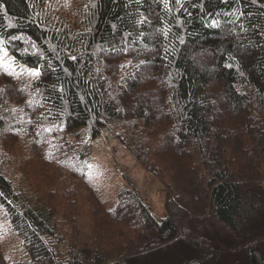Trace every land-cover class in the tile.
Segmentation results:
<instances>
[{"label":"trees","instance_id":"obj_1","mask_svg":"<svg viewBox=\"0 0 264 264\" xmlns=\"http://www.w3.org/2000/svg\"><path fill=\"white\" fill-rule=\"evenodd\" d=\"M2 48L39 73H0V200L27 264H264V0H0ZM104 131L163 216L90 187Z\"/></svg>","mask_w":264,"mask_h":264},{"label":"rangeland","instance_id":"obj_2","mask_svg":"<svg viewBox=\"0 0 264 264\" xmlns=\"http://www.w3.org/2000/svg\"><path fill=\"white\" fill-rule=\"evenodd\" d=\"M32 72H38V69L16 62L6 49H0V73H8L17 80L30 82L38 77L32 75ZM85 178L90 187L109 205L117 202L119 193L128 187H135L151 205L156 216L161 217L165 214L160 182L106 131L93 140L91 162ZM28 183L30 184L29 181ZM24 185L28 186L27 183ZM262 185L264 186V179ZM0 251L11 263L27 264L29 261L22 238L13 227L1 200Z\"/></svg>","mask_w":264,"mask_h":264},{"label":"snow or ice","instance_id":"obj_3","mask_svg":"<svg viewBox=\"0 0 264 264\" xmlns=\"http://www.w3.org/2000/svg\"><path fill=\"white\" fill-rule=\"evenodd\" d=\"M5 55H7V53H5ZM31 74L34 75V76L39 75L38 72H32Z\"/></svg>","mask_w":264,"mask_h":264}]
</instances>
